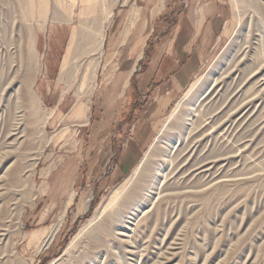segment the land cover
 Here are the masks:
<instances>
[{
    "label": "rangeland",
    "instance_id": "374dc122",
    "mask_svg": "<svg viewBox=\"0 0 264 264\" xmlns=\"http://www.w3.org/2000/svg\"><path fill=\"white\" fill-rule=\"evenodd\" d=\"M90 1L0 0V264H264V0H117L102 53L67 79L72 30L115 0ZM198 7L211 16L199 49L173 58L163 46L157 59L155 28L176 15L167 45ZM154 59L169 71L157 80ZM39 111H53L44 127ZM203 159L218 160L214 179L197 173ZM141 162L138 192L104 208Z\"/></svg>",
    "mask_w": 264,
    "mask_h": 264
},
{
    "label": "bare ground",
    "instance_id": "6f19581e",
    "mask_svg": "<svg viewBox=\"0 0 264 264\" xmlns=\"http://www.w3.org/2000/svg\"><path fill=\"white\" fill-rule=\"evenodd\" d=\"M86 1H90V0H85V2ZM92 1H94V0H92ZM110 1V0H109ZM115 2H117V0H115L114 2H112L111 4L110 3H108L107 5L109 6V7H107L106 5L104 6V8L103 7H101V8H98V13H96V9L94 8V6H89V8L87 9L88 11V14L91 16V18L93 19L92 20V22L94 23L93 24V26L91 27V28H86L85 27V24L86 23H84L82 26H81V28L79 27V29H73L72 30V35H70L71 36V38H70V41H69V45H68V47H67V49H66V52H65V55H64V57H63V62H62V67H61V71H60V73H61V75L60 76H62V77H64V78H67V79H70L69 77L70 76H73V75H76L77 74V71H78V64L76 65V64H73V63H75V61H77V60H79V59H81V57H83V55H85V56H87V55H90V54H94V52H96V51H98V54H101L102 53V49H103V44H104V35H105V33H106V31H107V28H108V25H109V23H110V21H111V18H112V14H113V10L114 9H112L113 7H115ZM88 3V2H87ZM90 4H91V1L89 2ZM93 5H94V3H93ZM114 5V6H113ZM41 11H42V13L44 14V12L46 11V2H44V3H42V6H41ZM134 11H137V9H135ZM87 12H86V14H87ZM263 12H264V10H263ZM84 13V12H83ZM87 14V15H88ZM138 13L137 12H134L133 13V16H131V19L130 20H132L131 21V23H130V26H129V30H130V28L131 27H133V21L135 20V18H136V15H137ZM95 20V21H94ZM83 23V22H82ZM92 25V24H91ZM90 26V25H89ZM128 31V30H127ZM129 32V31H128ZM248 47V46H247ZM247 47H243V48H240L238 51H237V54L234 56V58H233V62H241L242 60H245V58H246V56H247ZM85 58V57H84ZM98 61H95L94 59H92L89 63H88V65H86V74H85V77H84V80H82L83 82L81 83V85H80V87L79 88H84L85 87V85L88 83L87 81L88 80H90V79H93V78H91L94 74H95V70H96V67H97V65L99 64V63H97ZM77 63V62H76ZM79 63V62H78ZM236 65H237V63H236ZM236 65H235V67H236ZM80 66V65H79ZM238 66V65H237ZM237 69V68H236ZM81 70V69H80ZM236 71V70H235ZM84 72V73H85ZM257 73H255V71L254 70H252L251 72H250V76L251 77H254L255 75H256ZM61 77V78H62ZM74 77V76H73ZM239 77V76H238ZM72 78V77H71ZM225 78V77H224ZM224 78H219V79H217V81L215 82V84L213 85V93H216V92H218V90H221L222 89V87L224 86V84H225V81H224ZM263 79V78H262ZM62 80V79H61ZM64 81V80H63ZM198 82L199 81H197L196 83H193L191 86H190V88L187 90V92H186V96H184V97H188V96H190L189 94H191L194 90H195V88L197 87V85H198ZM261 85V84H260ZM71 86H73L72 84H71ZM197 90V89H196ZM241 92V88H238V89H236L235 91H233V93L232 94H235V96H237V95H239V93ZM78 93H79V96L80 97H78L79 99L81 98V96H83L84 94H86V93H84V92H82L81 91V89H80V91L78 90ZM194 93V92H193ZM241 95V94H240ZM34 96V95H33ZM36 98H38L37 96H35ZM212 97V96H211ZM33 101H34V99L33 98H31ZM39 99V98H38ZM242 100H245V97L242 99ZM35 103V102H34ZM232 103V102H231ZM234 103H236V105H237V107L236 108H234V106L235 105H233V103L231 104V106H233V108H234V112H236L237 113V111L239 110V109H244L246 112H251V110H252V106H253V103H252V101H245V102H243V101H241L240 103H238V100H236V102H234ZM38 105V104H37ZM178 106V105H177ZM36 107V106H35ZM179 108V107H178ZM177 109V108H176ZM175 109V110H176ZM257 109V108H256ZM254 110V109H253ZM257 111V110H256ZM255 111V112H256ZM176 112V111H175ZM233 112V113H234ZM254 112V111H253ZM172 113V112H171ZM225 113V112H224ZM224 113H223V115H224ZM52 114H53V111H49V112H46L45 113V115H44V113L42 112V114H41V111H39L38 113H37V116H36V119L34 120V121H37L38 123L39 122H41L42 120V123H40L41 124V126L42 127H44V125L46 124V120L48 119V118H50L51 116H52ZM173 114H174V112H173ZM42 115H44V117H42ZM222 115V114H221ZM227 115V114H226ZM171 117H172V115H171ZM171 117H169V118H171ZM219 119H222L221 120V124H223L224 122H228V119L227 118H223V117H221L220 116V118ZM169 120V119H168ZM225 120V121H224ZM48 122V121H47ZM168 122V121H167ZM227 124V123H226ZM241 124H243V122H240V125L239 126H241V127H243ZM16 125V124H15ZM229 125V124H228ZM18 126V125H17ZM41 127V128H42ZM225 128V127H224ZM40 128H38V132H42L43 130L41 129V130H39ZM46 129V128H45ZM17 131V130H16ZM19 131V130H18ZM35 131V130H34ZM36 131H37V129H36ZM13 133V132H12ZM10 134H11V132H10ZM197 134V133H196ZM245 134V133H244ZM246 135L247 136H250V133H249V131H247L246 132ZM196 136H200L199 134H197ZM202 136V135H201ZM240 136H243V135H241L240 134ZM246 136V137H247ZM16 137H18V136H16ZM239 138V137H238ZM252 138V137H251ZM15 139V138H14ZM202 139V138H201ZM239 140V139H238ZM237 140V141H238ZM245 140V139H244ZM249 140V139H248ZM14 141V140H13ZM13 141H11V142H13ZM242 142V141H241ZM249 142V141H248ZM46 143H47V141H46ZM237 143H240L239 141L237 142ZM251 143V142H250ZM242 144V143H241ZM244 144V143H243ZM12 145V144H11ZM248 146V145H247ZM230 148V150H233V148L232 147H229ZM205 159V158H204ZM202 160V162H204L203 164H200V165H198L195 169H197V173H203V172H205V173H209V176H210V178H212V179H214L215 177H216V175H217V173L219 172V169H218V171H215V172H211L210 171V169H212V166H211V162L213 163L214 161H218L217 159H214V160H209V159H206V162H205V160ZM141 166H142V162L135 168V170H134V173L130 176V178H128L127 179V182L126 183H124V185H122V187H119V188H117L116 190H113V193H112V195L110 196V198L108 199V201L105 203V205H104V208L105 207H109V205L111 204V202L112 201H116L118 198L117 197H119L120 196V194L125 190V189H130L129 191H130V193H133V194H135V193H137L138 191H137V188H138V186L137 185H133V187H130L131 185H132V182H133V179H134V176L139 172V170L141 169ZM222 167V166H221ZM216 168H218V167H216ZM215 170V169H214ZM190 172L192 171V169L191 170H189ZM213 171V170H212ZM195 172V171H194ZM22 174V173H21ZM16 175V174H15ZM15 175L13 176V182H14V180L16 179V177H15ZM196 175V174H195ZM212 181V180H211ZM15 182H17V184H18V181L17 180H15ZM206 182V181H205ZM207 183V182H206ZM16 184V185H17ZM203 184V183H202ZM204 186V185H203ZM24 187V186H23ZM184 188V187H183ZM102 208V207H101ZM102 210V209H101ZM103 212V211H102ZM105 212V211H104ZM99 214V213H98ZM18 216V215H17ZM139 224V223H138ZM2 227V226H1ZM4 227V226H3ZM2 227V228H3ZM58 229V224H57V226H54L53 227V230H52V232L49 234V236L47 237V238H45V244L46 245H48V243L51 241V239L53 238V236H54V234H55V232H56V230ZM87 229V228H86ZM85 230V229H84ZM1 231V230H0ZM83 232V231H82ZM2 233V232H1ZM4 233V232H3ZM3 236V235H2ZM78 236H80V235H78ZM2 240V239H1ZM133 243V242H132ZM142 243V242H141ZM128 244H131V243H128ZM132 245V244H131ZM133 245H134V243H133ZM137 245V244H136ZM135 246V245H134ZM138 248V247H137ZM129 249H130V247H129ZM135 250V249H134ZM136 251H137V249H136ZM138 252V251H137ZM137 252H135V253H137ZM142 252V251H141ZM138 253H140V251L138 252ZM141 257H143V253L141 254ZM142 264H143V262H142Z\"/></svg>",
    "mask_w": 264,
    "mask_h": 264
},
{
    "label": "crops",
    "instance_id": "0c3cea01",
    "mask_svg": "<svg viewBox=\"0 0 264 264\" xmlns=\"http://www.w3.org/2000/svg\"><path fill=\"white\" fill-rule=\"evenodd\" d=\"M200 2L202 0H195V2ZM174 4V2L172 3ZM182 10H178L177 12H181ZM211 12V11H210ZM173 12L170 11L168 14L169 16H171ZM186 13L188 14V18L190 20V25L191 27H188L185 25L184 21H180L178 22V26L175 27V29L172 30V36L170 39H168L170 41V43H168L167 45L165 44L167 41V33L169 32V29L171 28V26H173L174 24V18L176 15L173 14V16H171L170 20L168 19L167 22L162 23L160 26H157L155 28L156 34H157V41L155 42L156 45H158L155 49L156 53V58L160 60V53L161 51H164V47H166V55L170 56V57H177V55L183 52H186L188 55L192 54L196 49H199V45L202 41V37L206 34L205 30L207 28V22H209L208 19L211 18L210 14L207 15L204 14L201 10V8H195L194 11H186ZM118 14H116L117 16ZM184 16H181V18H183ZM164 19V18H163ZM207 21V22H206ZM176 25V24H175ZM194 25H197L196 30H194ZM186 26V27H185ZM143 27V26H142ZM163 44H161L160 42ZM161 46V47H160ZM198 47V48H197ZM160 51V52H159ZM179 54V55H180ZM157 59L152 60L151 62V66L149 68V77L152 80H157L160 78V76L163 73H167L168 68L164 69L162 67L155 68L156 65V61ZM195 58H193L194 60ZM185 62V59H181L180 62L177 61L178 65L177 67H180V65ZM195 61V60H194ZM187 63V65H186ZM186 63L183 65V67L186 68H190L191 67V63H190V59L187 58ZM190 63V64H188ZM174 67V65L172 66ZM177 76V77H176ZM174 77V79H172L173 82H177L179 83V81L181 80V74H178ZM171 81V82H172ZM128 111V110H125ZM84 159V158H83ZM85 161V159H84ZM87 164H91V158L87 159ZM90 173L87 171L85 173L82 174V178H85L86 176L88 177ZM78 177V176H77Z\"/></svg>",
    "mask_w": 264,
    "mask_h": 264
}]
</instances>
